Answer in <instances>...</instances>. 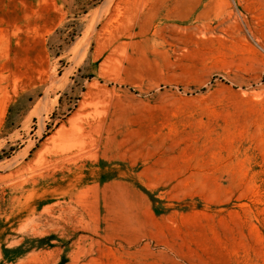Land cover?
<instances>
[{"label":"rangeland","instance_id":"1","mask_svg":"<svg viewBox=\"0 0 264 264\" xmlns=\"http://www.w3.org/2000/svg\"><path fill=\"white\" fill-rule=\"evenodd\" d=\"M0 264H264V0H0Z\"/></svg>","mask_w":264,"mask_h":264}]
</instances>
